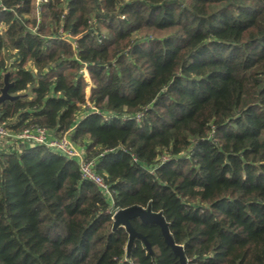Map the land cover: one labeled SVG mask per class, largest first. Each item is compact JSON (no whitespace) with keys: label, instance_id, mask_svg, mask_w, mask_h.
<instances>
[{"label":"trees","instance_id":"trees-1","mask_svg":"<svg viewBox=\"0 0 264 264\" xmlns=\"http://www.w3.org/2000/svg\"><path fill=\"white\" fill-rule=\"evenodd\" d=\"M5 76L0 121L66 135L111 198L73 159L7 148L0 264H180L138 219L151 252L127 255L131 206L186 264H264V0H0V95Z\"/></svg>","mask_w":264,"mask_h":264},{"label":"built area","instance_id":"built-area-1","mask_svg":"<svg viewBox=\"0 0 264 264\" xmlns=\"http://www.w3.org/2000/svg\"><path fill=\"white\" fill-rule=\"evenodd\" d=\"M140 116L141 114L136 117V120ZM23 146L28 148L43 146L53 153L75 160L81 179L93 183L108 199L111 198L109 186L95 170L94 160L87 159L66 135L56 138L46 128L37 125L25 127L14 133L6 127L4 122L0 121V157L3 151L8 150L7 148L21 151Z\"/></svg>","mask_w":264,"mask_h":264},{"label":"water","instance_id":"water-1","mask_svg":"<svg viewBox=\"0 0 264 264\" xmlns=\"http://www.w3.org/2000/svg\"><path fill=\"white\" fill-rule=\"evenodd\" d=\"M8 85L9 84L7 83V76H5L4 86L1 90L0 95V103L4 100L14 99V97L9 96L7 93ZM112 219L113 228L123 227L129 235L127 243V255L134 239L141 240L148 252H151L150 245L146 238L140 233H137L131 225L132 220L138 219L142 224H152L158 226L165 244L171 248L175 255L178 256L180 264H186V259L183 254V247L173 241V238L169 231L168 223L161 213L153 212L149 207L143 208L140 206H131L124 209H117L114 212Z\"/></svg>","mask_w":264,"mask_h":264},{"label":"rangeland","instance_id":"rangeland-1","mask_svg":"<svg viewBox=\"0 0 264 264\" xmlns=\"http://www.w3.org/2000/svg\"><path fill=\"white\" fill-rule=\"evenodd\" d=\"M85 74V73H84ZM85 79L87 80L88 79V76L86 77V75H85ZM87 93H88V90H87Z\"/></svg>","mask_w":264,"mask_h":264},{"label":"crops","instance_id":"crops-1","mask_svg":"<svg viewBox=\"0 0 264 264\" xmlns=\"http://www.w3.org/2000/svg\"><path fill=\"white\" fill-rule=\"evenodd\" d=\"M85 75H86V74H85ZM86 77H87V75H86ZM87 81H88V79H87ZM87 90H88V93H89V88H87ZM88 93H87V94H88Z\"/></svg>","mask_w":264,"mask_h":264}]
</instances>
